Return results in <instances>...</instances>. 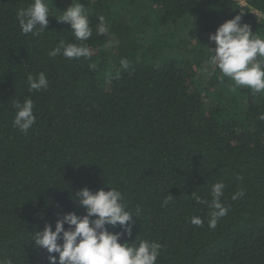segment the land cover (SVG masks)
Here are the masks:
<instances>
[{
  "label": "trees",
  "instance_id": "trees-1",
  "mask_svg": "<svg viewBox=\"0 0 264 264\" xmlns=\"http://www.w3.org/2000/svg\"><path fill=\"white\" fill-rule=\"evenodd\" d=\"M242 1L45 0L51 16L36 37L16 19L33 0H0V260L48 264L33 234L85 215L77 190L114 187L134 216L119 243L161 244L156 264H264V92L234 90L207 49L236 15L264 39V0ZM76 2L92 28L89 55L50 57L60 40L81 43L56 20ZM41 72L48 88L30 92L28 75ZM27 98L36 123L22 133L15 104ZM216 182L229 211L209 228L192 194L211 202Z\"/></svg>",
  "mask_w": 264,
  "mask_h": 264
},
{
  "label": "clouds",
  "instance_id": "clouds-1",
  "mask_svg": "<svg viewBox=\"0 0 264 264\" xmlns=\"http://www.w3.org/2000/svg\"><path fill=\"white\" fill-rule=\"evenodd\" d=\"M50 16L45 0H33L27 8L18 10L16 19L22 34L38 37L46 32ZM56 20L69 25L73 37L81 43L66 44L60 40L49 56L66 59L87 57L89 49L82 42L92 36V28L85 7L79 2L70 3ZM98 20V33L104 34L107 31L105 19L101 16ZM208 39L215 45L214 48H207L211 54L209 63L219 70L221 78L233 81L234 90L246 88L253 94L264 92V39L253 34L249 25L241 23L240 15L221 24ZM121 64L124 68L128 67L127 60H122ZM27 83L30 92L46 90L49 84L44 72L36 77L28 75ZM15 107L13 126L27 133L36 123L33 101L27 98L23 103L16 102ZM224 188L223 182L212 185L211 202L194 192L192 194L197 204H206L209 208V228H215L218 220L229 211L221 201ZM108 189L95 193L88 188L77 190L75 198L86 214L67 213L56 220L54 230L52 225H45L42 231L33 234V244L37 249L46 251L48 264H156L161 255V244L143 239L138 243H119L122 237L131 236L134 216L123 203L121 192L114 187ZM243 195L244 191L239 190L232 199L237 200ZM171 199L170 195L165 197L162 206H167ZM190 223L202 227L204 220L195 216ZM106 226H119L121 231L114 233ZM0 264H11V260H0Z\"/></svg>",
  "mask_w": 264,
  "mask_h": 264
},
{
  "label": "built area",
  "instance_id": "built-area-1",
  "mask_svg": "<svg viewBox=\"0 0 264 264\" xmlns=\"http://www.w3.org/2000/svg\"><path fill=\"white\" fill-rule=\"evenodd\" d=\"M241 5H244V2L242 0H238ZM257 16H258V19H264V15H262L261 13L257 12Z\"/></svg>",
  "mask_w": 264,
  "mask_h": 264
},
{
  "label": "rangeland",
  "instance_id": "rangeland-1",
  "mask_svg": "<svg viewBox=\"0 0 264 264\" xmlns=\"http://www.w3.org/2000/svg\"><path fill=\"white\" fill-rule=\"evenodd\" d=\"M121 4V3H120ZM122 5V4H121ZM49 6V8H50V10H51V5H48ZM64 8H62V10H63ZM186 39V38H185ZM224 90H226V89H224Z\"/></svg>",
  "mask_w": 264,
  "mask_h": 264
}]
</instances>
